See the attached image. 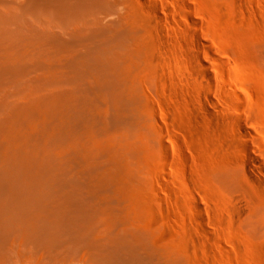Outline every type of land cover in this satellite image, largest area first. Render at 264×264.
Segmentation results:
<instances>
[{
	"label": "bare ground",
	"instance_id": "obj_1",
	"mask_svg": "<svg viewBox=\"0 0 264 264\" xmlns=\"http://www.w3.org/2000/svg\"><path fill=\"white\" fill-rule=\"evenodd\" d=\"M235 1L217 0V9L230 10ZM170 2L188 0H22L23 41L0 50V61L8 54L16 57L0 64V84L3 77L28 68L19 56L35 48L54 50L38 64L67 80L69 91L56 94L50 104L45 100L16 107L23 129L10 124L14 114L0 123V260L7 258L4 243L20 237L37 251L67 248L72 264H148L153 258L155 251L144 247L134 221L142 205H153L149 202L158 196L145 189L154 182H142L133 163L137 157L144 162L143 152H151L158 140L151 142L141 132L135 82L162 64L161 51L169 49L165 37L176 38L165 26L180 22ZM11 19L0 13V25ZM140 23L161 32L162 39L151 43L141 34ZM261 39L253 54L264 65ZM193 44L204 72L197 84L217 91L215 96L201 94L196 116L215 117L218 131L228 140L225 145L245 156L244 168L252 179L248 184L238 167H228L212 177V184L230 201L235 217L259 229L264 196H252L249 190L264 191V150L249 96L209 72L202 50L213 51L200 34ZM216 60L220 74L229 57L217 48ZM149 116L156 122L154 112ZM155 201L154 206L161 203ZM197 208L202 212L201 204Z\"/></svg>",
	"mask_w": 264,
	"mask_h": 264
},
{
	"label": "rangeland",
	"instance_id": "obj_2",
	"mask_svg": "<svg viewBox=\"0 0 264 264\" xmlns=\"http://www.w3.org/2000/svg\"><path fill=\"white\" fill-rule=\"evenodd\" d=\"M21 4L22 0H1L0 13L14 18L0 25L2 51H7L14 42L23 41ZM170 6L180 22L165 26L176 38L165 37L169 49L161 51L162 64L149 74L137 76L135 82L143 116L141 132L151 142L154 138L158 140L151 152H143L144 162L137 157L133 163L142 182H154L153 187L149 184L150 188L142 185L161 202L154 200L156 207L154 201L149 202L153 205L143 204L137 224L134 221L143 236L144 247L156 252L148 264H264V221L255 229L243 217H235L230 201L212 184V177L228 167H238L241 179L248 184H252V179L244 168L245 156L225 145L228 140L218 131L215 117L196 116V110L202 108L201 94L215 96L217 91L202 89L197 84L204 72L195 59L197 49L193 44V37L200 34L213 51L209 54L206 48L202 50V58L210 65L209 72L215 77L220 75L222 84L230 81L246 90L248 107L260 128L258 138L264 150V65L253 54L254 45L264 36V0H255L253 4L236 0L230 10L228 7L222 12L217 9V0L170 2ZM139 28L154 45L163 37L161 32L152 31L147 25L143 27L142 23ZM217 48L230 61L220 74ZM50 54L54 55V50L27 48L19 58L28 68L20 75L3 77L0 123L14 114L15 121L10 124L23 129L24 119L19 112L15 114L16 107L29 102L50 104L56 94L68 93L67 80L58 78L51 67L38 64L40 60H48ZM183 57L187 60L183 61ZM12 58L16 57L8 54L0 64ZM153 112L157 115L156 122L149 116ZM249 194L259 197L264 196V191L253 189ZM198 204L203 206L202 212L198 211ZM261 212L264 220V206ZM26 240L20 237L12 244L4 243L7 258L1 259L0 264L73 263L65 247L37 251ZM12 246L20 252L11 251Z\"/></svg>",
	"mask_w": 264,
	"mask_h": 264
}]
</instances>
